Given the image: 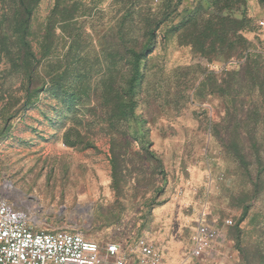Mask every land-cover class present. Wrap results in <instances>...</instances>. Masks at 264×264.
Returning a JSON list of instances; mask_svg holds the SVG:
<instances>
[{"label": "rangeland", "instance_id": "obj_1", "mask_svg": "<svg viewBox=\"0 0 264 264\" xmlns=\"http://www.w3.org/2000/svg\"><path fill=\"white\" fill-rule=\"evenodd\" d=\"M0 193L38 230L264 264V0H0Z\"/></svg>", "mask_w": 264, "mask_h": 264}, {"label": "built area", "instance_id": "obj_2", "mask_svg": "<svg viewBox=\"0 0 264 264\" xmlns=\"http://www.w3.org/2000/svg\"><path fill=\"white\" fill-rule=\"evenodd\" d=\"M230 224L231 221H226ZM218 231L204 221L195 227L193 253L209 249ZM0 264H166L163 253L145 236L105 244L81 232L38 230L19 199L0 193ZM177 264H184L183 261Z\"/></svg>", "mask_w": 264, "mask_h": 264}, {"label": "trees", "instance_id": "obj_3", "mask_svg": "<svg viewBox=\"0 0 264 264\" xmlns=\"http://www.w3.org/2000/svg\"><path fill=\"white\" fill-rule=\"evenodd\" d=\"M142 53L139 54H134V63H133V67H134V75L131 79V84H133L136 80V74L138 72V68H139V61H140V57H141Z\"/></svg>", "mask_w": 264, "mask_h": 264}, {"label": "crops", "instance_id": "obj_4", "mask_svg": "<svg viewBox=\"0 0 264 264\" xmlns=\"http://www.w3.org/2000/svg\"><path fill=\"white\" fill-rule=\"evenodd\" d=\"M163 255H164V253H163Z\"/></svg>", "mask_w": 264, "mask_h": 264}]
</instances>
